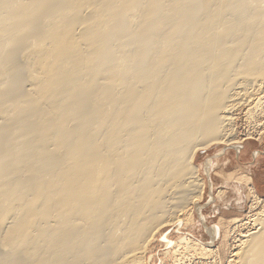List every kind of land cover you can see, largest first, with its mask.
Returning a JSON list of instances; mask_svg holds the SVG:
<instances>
[{
  "label": "bare ground",
  "instance_id": "bare-ground-1",
  "mask_svg": "<svg viewBox=\"0 0 264 264\" xmlns=\"http://www.w3.org/2000/svg\"><path fill=\"white\" fill-rule=\"evenodd\" d=\"M263 91L264 0H0V264H143Z\"/></svg>",
  "mask_w": 264,
  "mask_h": 264
},
{
  "label": "rangeland",
  "instance_id": "rangeland-1",
  "mask_svg": "<svg viewBox=\"0 0 264 264\" xmlns=\"http://www.w3.org/2000/svg\"><path fill=\"white\" fill-rule=\"evenodd\" d=\"M258 96L263 97V104L258 106L254 117L245 115L249 106L234 112L235 139L252 151L260 149L259 142L264 138V91ZM253 99L255 102L256 98ZM224 144L210 145L195 153L193 165L203 182L200 198L195 203L182 204V208L176 207L177 219L158 227L143 254V264H229L241 235L256 229L253 219L264 211V195L254 189L243 170L244 163L249 164V155L235 158L231 148L219 154ZM261 163L263 168L264 160ZM256 169L253 167V171ZM245 177L249 179L247 183ZM207 228L214 230L213 238ZM206 252L207 255H201Z\"/></svg>",
  "mask_w": 264,
  "mask_h": 264
},
{
  "label": "crops",
  "instance_id": "crops-1",
  "mask_svg": "<svg viewBox=\"0 0 264 264\" xmlns=\"http://www.w3.org/2000/svg\"><path fill=\"white\" fill-rule=\"evenodd\" d=\"M258 147L260 149H258L257 151H252L251 147L244 145V144L241 145L240 148H235V147H230V148L232 149V151H234L233 154L235 158L240 157L241 155H244V156L249 155L248 156L249 164L244 163L243 170L247 173V175H249V179L252 180L254 189L258 193L264 195V167L261 168V165H262L261 161L264 160V138H263V142H259ZM252 165L253 167H257L258 169H256V171H253ZM244 179L246 183L249 181L247 177H245ZM235 190L238 191L237 188Z\"/></svg>",
  "mask_w": 264,
  "mask_h": 264
}]
</instances>
